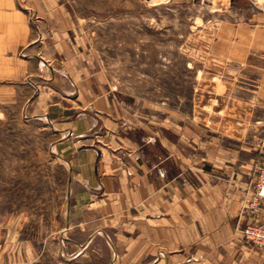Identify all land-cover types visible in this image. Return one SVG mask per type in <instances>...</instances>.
<instances>
[{
  "label": "rangeland",
  "instance_id": "rangeland-1",
  "mask_svg": "<svg viewBox=\"0 0 264 264\" xmlns=\"http://www.w3.org/2000/svg\"><path fill=\"white\" fill-rule=\"evenodd\" d=\"M263 7L264 0H0V264L113 261H66L61 249L71 233L66 156L73 142L112 139L96 124L104 105L122 106L158 136L175 137L194 122L223 127L235 149L258 131L264 95H239L233 73H250L241 64V26L263 22ZM259 142L247 145L256 159ZM183 262L198 264L193 256Z\"/></svg>",
  "mask_w": 264,
  "mask_h": 264
},
{
  "label": "crops",
  "instance_id": "crops-1",
  "mask_svg": "<svg viewBox=\"0 0 264 264\" xmlns=\"http://www.w3.org/2000/svg\"><path fill=\"white\" fill-rule=\"evenodd\" d=\"M241 32L247 33L241 64L250 73L234 71L236 92L264 95V21L242 24ZM121 108L115 103L98 110L96 124L112 139L102 146L73 142L66 156L72 176L71 233L61 239L66 261L108 254L115 258L110 264H123L124 256L139 264H182L190 256L198 264H264V250L243 234L254 220L241 212L256 161L247 145L264 137V117L235 149L223 127L194 122L172 131L175 137L158 136ZM122 125L134 131L124 134Z\"/></svg>",
  "mask_w": 264,
  "mask_h": 264
},
{
  "label": "built area",
  "instance_id": "built-area-1",
  "mask_svg": "<svg viewBox=\"0 0 264 264\" xmlns=\"http://www.w3.org/2000/svg\"><path fill=\"white\" fill-rule=\"evenodd\" d=\"M258 149L259 156L254 163L251 193L245 199L241 212L254 220L243 229L244 237L254 246L264 250V137L260 140Z\"/></svg>",
  "mask_w": 264,
  "mask_h": 264
},
{
  "label": "bare ground",
  "instance_id": "bare-ground-1",
  "mask_svg": "<svg viewBox=\"0 0 264 264\" xmlns=\"http://www.w3.org/2000/svg\"><path fill=\"white\" fill-rule=\"evenodd\" d=\"M58 69V68H57Z\"/></svg>",
  "mask_w": 264,
  "mask_h": 264
}]
</instances>
